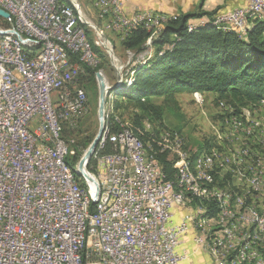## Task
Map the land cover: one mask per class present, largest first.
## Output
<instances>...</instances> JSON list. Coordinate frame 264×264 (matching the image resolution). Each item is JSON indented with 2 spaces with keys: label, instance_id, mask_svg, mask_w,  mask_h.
<instances>
[{
  "label": "built area",
  "instance_id": "obj_1",
  "mask_svg": "<svg viewBox=\"0 0 264 264\" xmlns=\"http://www.w3.org/2000/svg\"><path fill=\"white\" fill-rule=\"evenodd\" d=\"M93 1L109 9L123 41L151 21V10L128 13L129 0ZM0 8L38 30L44 45L21 53L17 36L0 41V264H157L155 159L137 140L123 157L128 131L104 124L107 142L86 166L98 167L90 176L105 193L102 207L84 204L58 165L64 127L77 128L84 116L78 83L91 66L71 15L54 0H0ZM174 16L159 13L161 29ZM191 20L189 30L211 21L244 36L253 20L264 21V0ZM210 127L202 149L162 132L172 165L163 172L166 264H264V101L223 107Z\"/></svg>",
  "mask_w": 264,
  "mask_h": 264
},
{
  "label": "trees",
  "instance_id": "obj_2",
  "mask_svg": "<svg viewBox=\"0 0 264 264\" xmlns=\"http://www.w3.org/2000/svg\"><path fill=\"white\" fill-rule=\"evenodd\" d=\"M213 14L215 11L201 10L176 14L166 21L162 29L154 26L148 29L147 25L144 29L137 27L121 41L126 51L133 54L131 60L147 49L148 52L138 62L131 63L132 75L129 74L112 92L113 98L105 101L106 107L111 109L107 119L112 127L114 124L113 130L119 128L115 120L123 121L119 113L122 109L130 112L132 126L121 122L145 145L155 144L163 129L181 133L182 126L168 127L163 118L165 114L179 112L180 104L175 95L187 91L214 93L235 107L262 105L264 21L253 20L244 36L221 31L211 21L188 29L189 20L205 16L209 19ZM159 24L161 26L160 21ZM97 64L103 67L100 57ZM97 66H84V73L86 70L94 74ZM144 121L151 123L153 132L144 131ZM91 140L92 137L85 139L89 143ZM66 141L74 150L72 139ZM209 141L198 149L208 146ZM83 153L78 150L73 155L69 154L65 164L74 170ZM157 159L162 165V173H171L172 165L166 162L165 155L159 154ZM75 178L83 186V178L76 175Z\"/></svg>",
  "mask_w": 264,
  "mask_h": 264
},
{
  "label": "rangeland",
  "instance_id": "obj_3",
  "mask_svg": "<svg viewBox=\"0 0 264 264\" xmlns=\"http://www.w3.org/2000/svg\"><path fill=\"white\" fill-rule=\"evenodd\" d=\"M206 1L219 4L222 0ZM67 2H71L73 5L76 15L80 18L81 23L84 24L83 27L85 29L87 39L90 44H92L93 48H95L98 60L100 57L103 64V67L101 68L97 66L98 68L94 70V74L85 70V73L81 74L79 77V83L83 84L85 88L87 97L86 102L88 104L87 109L84 116H82V118L78 121L77 128H70L68 125L64 127V138L73 139L74 144L72 146L75 147L77 151L81 150L85 152L89 146V142L85 141V139L88 137H92L93 139L100 126L98 121L99 84L95 73L100 71L106 84L114 85L117 83L119 87L129 74L132 75L130 70L131 64L129 61L132 59L133 54L130 51H126V48L122 45L123 43L121 42L119 35L112 29L108 16L105 13L103 14L99 12L94 7V3H92L93 0H68ZM197 4L195 6H197ZM193 11L196 12V8H194ZM151 15L156 18L159 17L152 12ZM8 26V21L4 18H0V28L4 29ZM119 75H121L120 79ZM118 81L121 83H118ZM109 94H111L110 97H108ZM109 94L106 99L114 97L112 92ZM175 98L180 104L179 112L176 114H165L163 122L168 127L178 125L182 126L181 133L184 136L186 143H189L192 148H198L205 145L210 140V124L212 121H215L217 117H219L223 107L231 106L228 101L217 98L216 94L208 92L205 94L197 92V95H195L192 92L187 91L176 94ZM109 110L111 111L110 107H106L105 104V113L109 112ZM119 113L122 115L124 123L126 122V124L131 125L130 112H123V110L120 109ZM143 124L145 132L154 131L151 123L148 121H144ZM29 126L34 127L32 123H30ZM155 137L156 136H153V138ZM65 142L68 145V141L65 140ZM67 156L70 155L67 154ZM76 170L77 168L75 166L73 172L77 177H79V175L75 172ZM174 219L177 220V216ZM186 242L188 243V241ZM187 243H185L186 246L191 249L192 245ZM192 259L193 258H191V260ZM188 262L189 261L184 264H189Z\"/></svg>",
  "mask_w": 264,
  "mask_h": 264
},
{
  "label": "bare ground",
  "instance_id": "obj_4",
  "mask_svg": "<svg viewBox=\"0 0 264 264\" xmlns=\"http://www.w3.org/2000/svg\"><path fill=\"white\" fill-rule=\"evenodd\" d=\"M57 4L65 8V12L68 15H71L73 19V24L76 26V31L79 33L82 39V44L86 46L87 52L90 54V67H96L98 64V56L96 52L93 49L92 44H90L89 40L87 39L85 29L83 27L80 21V18L76 15L73 5L71 2H67L66 0H54ZM94 3V7L101 13H105L108 18L109 22L112 25V29L117 33L120 37V40L122 41V35L120 33V30H118V24L113 23V20L109 17V9L101 8V5L96 2ZM7 21H9V27L8 30H0V41H6V42H14V36H17L18 38H15V45L18 49V52L24 53V52H30V53H38L42 50L43 45V37L39 35V31L36 30L34 27H30L29 25H22V18L17 16V13H9V16L6 18ZM160 19L158 20L156 17L151 16L150 23L147 24V28L151 29L153 26H156V28L160 29L161 26L159 24ZM105 42V41H104ZM109 45V44H107ZM108 48V47H107ZM135 60V58H134ZM136 60L135 62H138ZM84 72H82L83 74ZM120 83V82H119ZM79 84V104L83 107V112H86L87 109V97L85 93V89L82 84ZM0 87L2 86V79H0ZM111 94L108 95L110 97ZM108 113H105L104 117V124H105V130L112 129V125L108 122ZM115 120V119H114ZM116 125L118 124L120 129H126L128 132L127 134H124L123 137V144L124 146H120V153L123 157L131 156V149L134 147L133 140H137V143L141 147L142 151L144 152L145 156H149L151 158H154L155 163V183L157 188V195H156V224L158 229V236L156 240L157 244V264H166L165 261V253H166V244H165V235H166V224L164 221V212H165V204H164V195H165V184L163 180V173L161 171V163L158 162L157 155L164 154V143L162 140V133L160 134L157 141H155V144H148L145 145L142 143L135 135L131 133V131L128 128H125L124 124H122L121 121L115 120ZM113 121V123H115ZM102 142H107V135H101L97 146L92 153L91 157H98L99 153V146H102ZM115 144L116 145H123L122 144V138H115ZM64 147L61 148L59 157H58V165L61 168L62 171H66L67 174H69L70 182L77 185V187H80L82 193H83V202L84 204L92 207H102L105 203V193H101V185L99 179H93L96 182V185L98 186V193L96 194V185L91 183L90 181L84 180L83 186L80 185L75 178V174L70 168L69 165L65 164V158L67 154H74L73 150H70L69 146L66 145L64 142ZM91 157L88 161V164H91ZM78 166V165H77ZM88 173L90 175H98V167L96 166H88ZM86 186H85V185Z\"/></svg>",
  "mask_w": 264,
  "mask_h": 264
},
{
  "label": "crops",
  "instance_id": "obj_5",
  "mask_svg": "<svg viewBox=\"0 0 264 264\" xmlns=\"http://www.w3.org/2000/svg\"><path fill=\"white\" fill-rule=\"evenodd\" d=\"M199 1V2H198ZM248 0H222L219 4L213 3L211 1L204 0H129L125 4V10L128 13H131L133 10H151L156 16H159L157 13L161 14H185L193 13L194 8L201 10L202 12L207 11H216L225 12L240 6L245 5ZM198 3V4H197ZM197 4V6H195ZM224 7V8H222ZM157 12V13H155ZM153 16V15H151ZM155 17V16H154ZM203 19L207 18L202 17ZM159 20V17H157ZM197 18L192 19L191 21L197 23ZM156 27V26H154Z\"/></svg>",
  "mask_w": 264,
  "mask_h": 264
},
{
  "label": "water",
  "instance_id": "obj_6",
  "mask_svg": "<svg viewBox=\"0 0 264 264\" xmlns=\"http://www.w3.org/2000/svg\"><path fill=\"white\" fill-rule=\"evenodd\" d=\"M9 16L8 12H6L4 9L2 10L0 8V18H7ZM1 34V33H0ZM97 82L99 84V98H98V104H99V110H98V121H99V129L92 141L89 143V146L87 147V150L84 152L82 157L79 159L77 163V170L75 171L77 175H81L85 180L90 181L94 185H96V182L93 180V178L90 176V174L86 170V164L88 163L92 153L94 152L97 142L102 134V131L104 129V117H105V101L106 97L109 93L113 92L118 88L117 84L114 85H108L104 82L102 73L100 71L95 73ZM98 193V186L96 185V194Z\"/></svg>",
  "mask_w": 264,
  "mask_h": 264
}]
</instances>
